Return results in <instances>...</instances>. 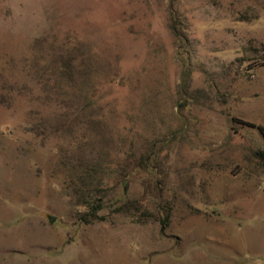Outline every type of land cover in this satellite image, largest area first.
Listing matches in <instances>:
<instances>
[{"label": "rangeland", "instance_id": "1", "mask_svg": "<svg viewBox=\"0 0 264 264\" xmlns=\"http://www.w3.org/2000/svg\"><path fill=\"white\" fill-rule=\"evenodd\" d=\"M258 125L264 0H0V264H264Z\"/></svg>", "mask_w": 264, "mask_h": 264}, {"label": "trees", "instance_id": "2", "mask_svg": "<svg viewBox=\"0 0 264 264\" xmlns=\"http://www.w3.org/2000/svg\"><path fill=\"white\" fill-rule=\"evenodd\" d=\"M251 125H254V124L251 123ZM258 127L260 128V130H261L262 133L264 134V125H258ZM92 213H93V219L98 218L96 210H95L94 212H92ZM101 218H104V217L101 216ZM86 219H87V221H91V218H86Z\"/></svg>", "mask_w": 264, "mask_h": 264}]
</instances>
